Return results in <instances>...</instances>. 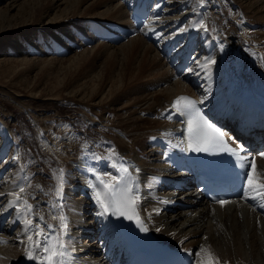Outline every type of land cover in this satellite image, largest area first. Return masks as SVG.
<instances>
[{
  "label": "bare ground",
  "instance_id": "6f19581e",
  "mask_svg": "<svg viewBox=\"0 0 264 264\" xmlns=\"http://www.w3.org/2000/svg\"><path fill=\"white\" fill-rule=\"evenodd\" d=\"M204 2L199 10L197 0H0V264H36L27 258L23 219L8 193L30 179L26 191L36 199L29 196V202L57 226L49 213L61 209L48 203L61 201L44 192L54 189L59 169L69 201L67 239L75 249L67 250V261L112 264L103 248L109 233L97 236L108 223L95 193L104 191L97 177L113 185L112 177L132 182L118 170L124 168L119 153L144 170L135 180L144 191L140 207L147 223L186 250L190 264H264V200L209 203L164 157L167 144L181 155L180 127L165 118L179 93L197 95L215 113H232L235 124L250 121L243 119L246 112L264 119L226 101L218 50L197 26L209 21L236 83L234 73L264 92L261 48L252 46L264 38V0ZM137 4L151 10L141 29L130 21ZM80 69V78L65 86L63 75ZM63 102L70 105L65 114L58 110ZM257 125L244 124L252 131L236 140L252 145L262 136L264 142ZM253 155L264 175V158ZM183 181L187 185H175Z\"/></svg>",
  "mask_w": 264,
  "mask_h": 264
},
{
  "label": "snow or ice",
  "instance_id": "6c2138e0",
  "mask_svg": "<svg viewBox=\"0 0 264 264\" xmlns=\"http://www.w3.org/2000/svg\"><path fill=\"white\" fill-rule=\"evenodd\" d=\"M197 26L203 28L205 31L208 30L203 21ZM171 107L175 113H178L180 116L190 117L187 120V125L190 136L189 146L192 151L207 152L210 150H219L226 151L232 156L237 157L238 160L241 161L239 167L248 169L245 173L246 187L243 191V198L248 199L250 197L253 200L257 198L264 200V175L257 173L255 158L249 159L248 157L241 156L240 153L243 152L242 147H230L224 140V134L199 115L194 100L181 96L173 102ZM192 113H195V115L192 116ZM165 118L171 119V115L166 114ZM207 130H210L213 135H209ZM85 147H87V145H85ZM113 155H116L114 148L111 150V154L108 158L111 159ZM260 156L264 158V153H260ZM97 158L99 159V157ZM15 159L18 161L19 156ZM244 161H247V163H244ZM111 166L117 168L116 163H113ZM23 167L24 166L21 165V170H23ZM118 170L124 172L128 171L127 168H118ZM53 177L56 180L54 189H49V191L44 192V194L52 195L57 198L58 201H62L65 183L63 169H59V174L54 172ZM97 179H99L100 183L104 186V191H97L95 197L97 203L103 208L104 213H108L111 210L112 214L127 216L129 219H131L133 215H136L135 205L140 197L134 192L131 183H122V178L117 177H112V180L116 181L115 185L100 177H97ZM31 187V180L27 179L24 184L16 185L15 190L8 193V195L12 197L10 202L11 205L16 207L23 219L28 245L27 258L29 260H35L36 264H69L66 260L67 253L65 251L64 241V236L67 235L68 229L67 218L62 213L55 215L50 212L49 215L51 219L57 220L58 225L53 226L49 224L45 220V216L40 214V209L34 207V205L29 202V196L32 200L36 199L35 195L26 191ZM36 187L44 191L39 185ZM92 187L95 188L96 185H92ZM2 194L3 193H0V195ZM217 203H219L221 207H224L226 204L230 203V201L220 200L217 201ZM48 206L51 209L63 208L62 203H52L51 201L48 203ZM260 206L264 207V203H261ZM129 213H131V215H129ZM33 217H38V221H34ZM146 230L147 229H145V231ZM3 243L5 242L0 241V244ZM200 251L204 252L205 249L201 247ZM215 264H219V261L216 260Z\"/></svg>",
  "mask_w": 264,
  "mask_h": 264
},
{
  "label": "rangeland",
  "instance_id": "374dc122",
  "mask_svg": "<svg viewBox=\"0 0 264 264\" xmlns=\"http://www.w3.org/2000/svg\"><path fill=\"white\" fill-rule=\"evenodd\" d=\"M82 73V69H80V70H75V72H73L72 74L70 73V75L69 74H65V75H63L64 76V85L65 86H67V87H70L71 86V84L72 83H74L77 79H79L80 78V75H82L81 74ZM73 75V76H72ZM70 76V77H69ZM62 77V76H61ZM69 77V78H68ZM72 82V83H71ZM69 84H70V86H69ZM68 108V106H70V105H68V103H62V107L60 106V107H58V110H60L61 111V113L62 114H65V112H67L65 109H66V107ZM52 106H55V105H48V107L47 108H45V109H51V107ZM53 108V107H52Z\"/></svg>",
  "mask_w": 264,
  "mask_h": 264
}]
</instances>
